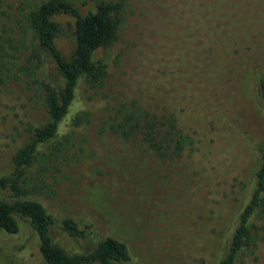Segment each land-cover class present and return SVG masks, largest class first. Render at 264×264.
<instances>
[{
	"label": "rangeland",
	"instance_id": "374dc122",
	"mask_svg": "<svg viewBox=\"0 0 264 264\" xmlns=\"http://www.w3.org/2000/svg\"><path fill=\"white\" fill-rule=\"evenodd\" d=\"M18 1L0 0V6L9 10ZM70 1L85 15L102 0ZM104 1L122 6L117 39L94 54V61L105 65L104 79L96 88L81 81L56 139L43 149L48 153L64 145L44 173L45 190L26 198L54 217L53 242L68 254L90 252L113 237L126 243L137 264H218L256 188L264 154L259 90L264 79V0ZM55 20L63 29L55 44L70 61L75 20ZM171 67L207 73L205 100H232L237 125L223 130L221 137L207 120V144L167 159L140 139L125 141L101 130L106 106L159 105L153 111L163 113L165 99L145 91L140 78L157 79ZM37 76L57 90L63 88V78L44 49ZM17 90L0 89V177L11 172L13 156L29 142L33 129L48 121L39 99ZM76 118L81 119L79 126ZM0 198L14 200L8 189L0 190ZM261 214L253 219L255 227H264ZM65 218L74 219L87 235L66 236L61 230ZM260 235L257 248L246 249L245 264H264V230ZM29 236L33 231L23 223L21 241ZM0 264L26 263L0 245Z\"/></svg>",
	"mask_w": 264,
	"mask_h": 264
},
{
	"label": "trees",
	"instance_id": "16d2710c",
	"mask_svg": "<svg viewBox=\"0 0 264 264\" xmlns=\"http://www.w3.org/2000/svg\"><path fill=\"white\" fill-rule=\"evenodd\" d=\"M121 11L120 3L104 0L85 15L70 0H19L9 10L0 6V89H18L20 94L31 99L36 96L48 114L47 123L34 128L29 142L13 156L11 172L0 177V190L8 189L14 197L12 201L0 198V245L23 263L137 264L132 261L126 243L113 237L101 240L90 252L66 253L53 242L54 217L41 203L26 198L45 190L44 173L49 172L64 145L54 146L48 153L43 149L56 139L81 81L84 80L89 88L102 83L105 65L96 63L94 54L117 39ZM59 16L75 20V52L70 61L55 44V38L63 33L55 20ZM244 33L249 36L248 30L244 29ZM43 49L52 57L63 78L60 90L38 79ZM254 57L249 56V61ZM140 81L145 91H155V96L165 99L161 106L163 113L153 111L159 105L106 106L101 117L102 131L125 141L140 139L158 157L167 159L180 157L186 150L193 152L197 144L206 143L207 120L221 137L223 130L237 125L232 100H224V97L213 100L216 96L205 100L207 73L171 67L157 79L148 81L141 77ZM223 88L228 89L227 84ZM259 90L264 104V79L259 81ZM80 122L81 119H75L76 126ZM256 182L250 200L238 216L227 253L218 264H238L241 258L240 262L245 264L246 249H256V243L263 240L260 232L264 227H255L252 223L254 217L264 212V154L256 171ZM23 223L28 224L33 236L21 241ZM252 229H255L253 237ZM61 230L71 238L87 235L86 229L79 228L72 218L61 221Z\"/></svg>",
	"mask_w": 264,
	"mask_h": 264
}]
</instances>
